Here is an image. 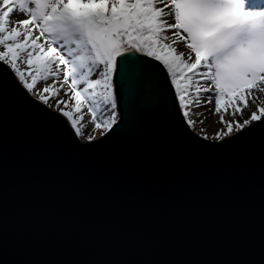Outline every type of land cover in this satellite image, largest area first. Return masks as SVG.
<instances>
[{
    "label": "snow or ice",
    "instance_id": "snow-or-ice-1",
    "mask_svg": "<svg viewBox=\"0 0 264 264\" xmlns=\"http://www.w3.org/2000/svg\"><path fill=\"white\" fill-rule=\"evenodd\" d=\"M193 92L233 115L264 92V0H0V264H264V105L242 122L221 115L209 138L194 131ZM85 107L107 135L81 139ZM17 117L73 161L33 153L23 237L10 232ZM118 147L103 174L82 175L81 163ZM225 161L219 207L206 186ZM140 211V223L159 215L164 227H93ZM79 221L90 227L71 233V254H38Z\"/></svg>",
    "mask_w": 264,
    "mask_h": 264
},
{
    "label": "water",
    "instance_id": "water-1",
    "mask_svg": "<svg viewBox=\"0 0 264 264\" xmlns=\"http://www.w3.org/2000/svg\"><path fill=\"white\" fill-rule=\"evenodd\" d=\"M178 104V100H177ZM104 135H107L105 133ZM102 138V137H100ZM99 138V139H100ZM121 137L118 133H113L109 138L110 141L119 142ZM44 146L53 161L60 167H70L73 161L64 153L56 143L54 135L49 132L43 125L38 122L26 121V118L10 119L9 123V163L11 169L10 176V232L15 237H23L26 231V218L24 215V206L26 200V175L30 166L33 153L37 148ZM123 151L121 148L105 151L89 161L79 165L81 173L84 177L89 174H103L116 160L117 154ZM171 151L175 155H179V145L173 144ZM216 175L211 182L206 186L209 192L214 193L217 197V204L222 207V199L220 194L215 193V185L222 181L223 172L229 167V162L225 161L220 165L213 166ZM114 208H118V204H114ZM143 215L140 211L137 215L128 217L124 220H117L114 217L101 219L99 224L93 227H98L103 235L109 229L123 230L127 232L129 229L142 227L145 231L164 227L162 218L159 215H154L146 223H140L139 217ZM175 226L180 227L181 224L174 221L170 222ZM89 225L79 221L74 222L69 226L68 232L65 234L64 243H57L55 232L51 238L41 247L36 249L40 255L49 254H71L74 250V244L71 233H79L89 230ZM84 251H102L96 249H82Z\"/></svg>",
    "mask_w": 264,
    "mask_h": 264
},
{
    "label": "rangeland",
    "instance_id": "rangeland-1",
    "mask_svg": "<svg viewBox=\"0 0 264 264\" xmlns=\"http://www.w3.org/2000/svg\"><path fill=\"white\" fill-rule=\"evenodd\" d=\"M16 17L22 18L20 13H16ZM179 48L180 51H186L185 46L183 44H179ZM38 86L42 88L43 83L38 84ZM190 99L195 102L194 104H189V108L192 113L191 118H193L195 121L194 131L206 132L209 138H211L214 132L225 127L224 123L219 119L221 115H223L226 120H240L242 122L243 119L247 118L251 114L252 111L257 110L258 105H264V92H261L255 100L250 101L246 107H244L240 112H237L235 115L232 114L231 109L225 111L222 108L221 112L218 114L211 111V109H209L206 105L202 104L201 100L196 97L194 92L190 94ZM101 134V131H88V133L84 135V137H82L81 139L86 140V137L88 135H93L94 138L99 139L100 137H102Z\"/></svg>",
    "mask_w": 264,
    "mask_h": 264
},
{
    "label": "trees",
    "instance_id": "trees-1",
    "mask_svg": "<svg viewBox=\"0 0 264 264\" xmlns=\"http://www.w3.org/2000/svg\"><path fill=\"white\" fill-rule=\"evenodd\" d=\"M177 47L179 48V44L177 45ZM179 50H180V48H179ZM41 83H39V84H41ZM61 95H63V93H61ZM71 102L74 103V100ZM83 113H84V115H83L82 123H83L84 127L82 128V131L84 132V135H86L88 133V131H90V132L101 131L102 134L105 133L103 128H98L94 125V123L92 122L91 114L87 112L86 107L83 109ZM100 113H102L105 116L108 115V113L103 111V109L99 110L98 116L100 115Z\"/></svg>",
    "mask_w": 264,
    "mask_h": 264
}]
</instances>
